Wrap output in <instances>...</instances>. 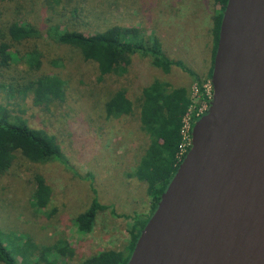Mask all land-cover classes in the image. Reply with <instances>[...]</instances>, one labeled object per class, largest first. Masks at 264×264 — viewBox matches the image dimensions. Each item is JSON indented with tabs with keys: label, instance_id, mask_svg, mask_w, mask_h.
<instances>
[{
	"label": "rangeland",
	"instance_id": "1",
	"mask_svg": "<svg viewBox=\"0 0 264 264\" xmlns=\"http://www.w3.org/2000/svg\"><path fill=\"white\" fill-rule=\"evenodd\" d=\"M214 8L212 0H0V43L10 42L2 34L12 23H27L39 33L9 43L6 52L21 55L36 49L41 61L39 68L31 69L10 54L11 63L0 67V82L19 86L39 75H54L63 88L61 98L47 103H34L30 94L8 100L4 93L0 96V116L52 135L59 147L58 158L46 163L31 162L14 151L12 162L0 172V235L15 255L17 247L27 248L31 259L44 247L65 243L70 251L57 256V262L79 264L91 254L121 250L129 241L132 217L141 220L148 214L145 184L132 174L147 143L136 113L105 119L101 112V103L117 88L133 100L143 85L161 78L174 87L186 86L188 95L204 107L193 97L197 81L175 66L162 73L147 58L133 55L123 75L99 78L95 63L49 34L134 27L144 37H157L164 52L182 61L207 87L209 16ZM35 176L50 189L43 208L32 200ZM93 198L106 208L96 213L89 231L80 232L74 218Z\"/></svg>",
	"mask_w": 264,
	"mask_h": 264
},
{
	"label": "water",
	"instance_id": "2",
	"mask_svg": "<svg viewBox=\"0 0 264 264\" xmlns=\"http://www.w3.org/2000/svg\"><path fill=\"white\" fill-rule=\"evenodd\" d=\"M209 82L125 264H264V0H226Z\"/></svg>",
	"mask_w": 264,
	"mask_h": 264
},
{
	"label": "trees",
	"instance_id": "3",
	"mask_svg": "<svg viewBox=\"0 0 264 264\" xmlns=\"http://www.w3.org/2000/svg\"><path fill=\"white\" fill-rule=\"evenodd\" d=\"M225 3L226 0H212V5L215 8L209 16V66L205 73L207 80L210 75L219 21ZM4 30L3 34L1 33L2 37H6L10 41L9 43H20L39 34L37 29L27 23H12ZM49 36L55 42L76 48L83 60L95 63L99 78L111 74L123 75L132 56L137 55L147 58L149 63L162 73L169 72L173 66L186 72L194 81H197L201 98L206 99L199 77L182 61L171 59L164 52L157 37L154 36L150 39L144 37L134 27L112 25L87 35L74 30H63L51 33ZM9 43L3 41L0 43V67L7 66L12 61L10 55L12 53L6 52L9 49ZM14 54L28 68L37 69L41 64L40 53L36 49L25 51L21 55L16 52ZM59 81L60 79L54 75H39L34 80L27 79L19 86L0 82V96H2L1 93H4L3 96L8 100L15 96L24 98L30 94L34 103H47L62 97L63 88ZM190 104L186 86L174 87L161 78H154L148 84L143 85L133 100L127 97L126 91L122 87H119L101 103V112L105 119L136 113L138 129L146 138L147 143L132 174L145 184L146 195L149 199V211L144 219L140 220V217L136 218L135 215L132 217L129 241L121 250L108 249L91 254L79 264L126 263L139 231L154 209L159 195L166 187L183 155L178 156L177 154L181 139L179 129L182 116ZM194 118L195 116L192 114V120ZM14 151H19L23 157L34 163H46L59 156V147L52 135L34 129L20 120L7 122L3 114L0 116V172L10 165ZM34 183L33 203L37 208H43L48 203L50 189L40 176L34 177ZM105 208V205L93 198L89 206L74 218L77 229L80 232L89 231L96 213ZM22 248H24L23 245ZM49 251L54 252V256H51ZM69 251V247L62 243L51 248L44 247L30 259L26 255L27 248L20 250L17 247L15 255L12 250L7 248L0 235V264H59L57 256L61 257Z\"/></svg>",
	"mask_w": 264,
	"mask_h": 264
},
{
	"label": "built area",
	"instance_id": "4",
	"mask_svg": "<svg viewBox=\"0 0 264 264\" xmlns=\"http://www.w3.org/2000/svg\"><path fill=\"white\" fill-rule=\"evenodd\" d=\"M201 87L203 88L206 99L201 98L198 86L196 88H194L193 97L200 98L204 103V107H199V105L197 103H195L194 99L189 96L191 104L188 106L186 112L182 116L181 127L179 129V134H180L181 139H180V143L178 145V153H177L178 156H181L182 154L184 155V153L187 151V149L190 145V131H191V127H192L193 122L199 116L204 114L208 108L209 100L211 97V85H210L209 79L207 81V87H204V85H201ZM192 114H194V116H195L194 120H192Z\"/></svg>",
	"mask_w": 264,
	"mask_h": 264
}]
</instances>
